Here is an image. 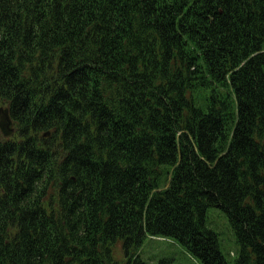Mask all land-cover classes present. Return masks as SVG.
I'll use <instances>...</instances> for the list:
<instances>
[{"label":"trees","instance_id":"obj_1","mask_svg":"<svg viewBox=\"0 0 264 264\" xmlns=\"http://www.w3.org/2000/svg\"><path fill=\"white\" fill-rule=\"evenodd\" d=\"M1 105L0 264H264V0H0Z\"/></svg>","mask_w":264,"mask_h":264},{"label":"rangeland","instance_id":"obj_2","mask_svg":"<svg viewBox=\"0 0 264 264\" xmlns=\"http://www.w3.org/2000/svg\"><path fill=\"white\" fill-rule=\"evenodd\" d=\"M206 226L216 232L221 252L229 261L239 254L240 243L224 210L210 207L207 211ZM120 252L116 254L122 260ZM141 258L148 264H201L199 260L187 252L178 242L169 238L147 237L140 249Z\"/></svg>","mask_w":264,"mask_h":264},{"label":"water","instance_id":"obj_3","mask_svg":"<svg viewBox=\"0 0 264 264\" xmlns=\"http://www.w3.org/2000/svg\"><path fill=\"white\" fill-rule=\"evenodd\" d=\"M13 122L9 115V110L0 108V129L6 136L11 135L14 132Z\"/></svg>","mask_w":264,"mask_h":264},{"label":"bare ground","instance_id":"obj_4","mask_svg":"<svg viewBox=\"0 0 264 264\" xmlns=\"http://www.w3.org/2000/svg\"><path fill=\"white\" fill-rule=\"evenodd\" d=\"M17 137V136H16Z\"/></svg>","mask_w":264,"mask_h":264}]
</instances>
